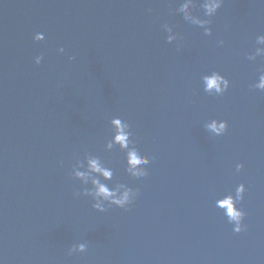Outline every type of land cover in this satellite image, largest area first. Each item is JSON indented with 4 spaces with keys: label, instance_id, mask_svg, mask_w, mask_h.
Segmentation results:
<instances>
[{
    "label": "water",
    "instance_id": "1",
    "mask_svg": "<svg viewBox=\"0 0 264 264\" xmlns=\"http://www.w3.org/2000/svg\"><path fill=\"white\" fill-rule=\"evenodd\" d=\"M208 2L0 0V264H264V0ZM89 159L134 202L95 209Z\"/></svg>",
    "mask_w": 264,
    "mask_h": 264
},
{
    "label": "clouds",
    "instance_id": "2",
    "mask_svg": "<svg viewBox=\"0 0 264 264\" xmlns=\"http://www.w3.org/2000/svg\"><path fill=\"white\" fill-rule=\"evenodd\" d=\"M220 6H221V0H209V2L205 5V8L207 9V13L211 15L215 13ZM184 7L187 8V5H185ZM33 38L34 41L41 39V37H38L36 34L33 36ZM259 40L261 43H264V36L260 37ZM57 51L59 53H63L64 48L60 47L57 49ZM259 51H264V50H258V54ZM250 58H254V57H250ZM42 59H43L42 55L36 56L34 60L35 64L39 65ZM204 82L206 85L205 91L209 92L210 94L214 92L216 94L223 95L229 88V81L224 77H222L219 73H212L209 76H205ZM254 87L260 90H264V73L260 75L259 83L256 84ZM114 124L117 127V134L114 137V141L118 142L121 146L126 147L127 145L126 129L128 125L121 124V122L118 119L114 121ZM207 128L216 135L221 136L227 131L228 122L227 121L218 122L216 120H213L210 124L207 125ZM128 159H129V164L131 165V169H136L137 166L140 164L148 163V160L145 158L144 154L136 150H130L128 152ZM242 168H243L242 164L236 165L237 171H240ZM138 171L140 175H147V173L142 169ZM92 173L102 174L105 179H108L111 177V172L110 170L103 168L97 159H89L88 170L85 172L77 171L75 173L76 176L81 177L84 180V182H87V180L90 178L92 179V183L95 187V192L93 194L94 199L96 200V203L93 205L95 209L104 211L102 201H110L112 204L119 207H123L126 204L130 205L134 202L136 190L132 188H128L127 190L123 191L118 198H116L117 193L109 190V188L105 184H102L98 178L92 177L91 175ZM245 191H246L245 185L241 183L238 185L236 189L235 198L229 195L225 199L219 201V206L226 207L227 209L226 215L228 217V221L229 223L234 225L233 230L236 233H239L245 230L246 228V226L243 223L246 213L241 208L237 207V204L243 201ZM79 249L80 251H84L85 246L81 244L79 246Z\"/></svg>",
    "mask_w": 264,
    "mask_h": 264
}]
</instances>
